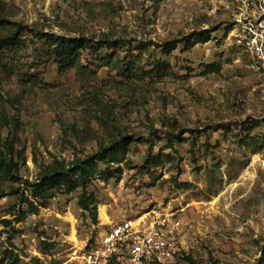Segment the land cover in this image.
I'll return each instance as SVG.
<instances>
[{
    "label": "rangeland",
    "instance_id": "1",
    "mask_svg": "<svg viewBox=\"0 0 264 264\" xmlns=\"http://www.w3.org/2000/svg\"><path fill=\"white\" fill-rule=\"evenodd\" d=\"M210 4L0 0V35L20 27L28 38L0 55V149L13 139L17 163L14 177L0 176V264H82L106 223L145 214L180 222L179 264H264V80L228 38L230 15ZM205 29L211 40L188 47ZM43 32L91 43L60 71ZM123 136L125 159L100 162L87 189L96 223L82 189L38 206L30 184L56 160Z\"/></svg>",
    "mask_w": 264,
    "mask_h": 264
},
{
    "label": "built area",
    "instance_id": "2",
    "mask_svg": "<svg viewBox=\"0 0 264 264\" xmlns=\"http://www.w3.org/2000/svg\"><path fill=\"white\" fill-rule=\"evenodd\" d=\"M213 13L230 15L228 38L250 59L264 80V0H211ZM103 236L82 256V264H179L176 234L180 222L158 214L106 223Z\"/></svg>",
    "mask_w": 264,
    "mask_h": 264
},
{
    "label": "trees",
    "instance_id": "3",
    "mask_svg": "<svg viewBox=\"0 0 264 264\" xmlns=\"http://www.w3.org/2000/svg\"><path fill=\"white\" fill-rule=\"evenodd\" d=\"M7 24H9V22L1 17L0 14V29L6 28ZM227 27L229 30L231 24H228ZM23 32V28L19 27L10 35H0V55L6 50L26 45L28 38L23 36ZM36 35L37 37L56 44L57 64L60 71H64L75 65L80 59L81 51L91 43V40L86 37L67 38L50 32H43ZM185 40L188 47H193L197 43H206L210 41L211 32L205 29L195 36H187ZM177 42V40H174L172 43L175 45ZM97 45L100 47H111L113 42L111 40H101L97 42ZM13 142V139L6 141L5 147L7 148V152L0 149V176L3 178L14 177L12 171L13 168L17 166V163L14 161L13 157H10V155L12 156L13 154ZM130 145V137L123 136L118 140H114L110 145L101 147L100 151L86 159L77 160L72 163L56 160V162L47 169L40 180L30 184L33 196L39 200L38 206L46 207L49 199L54 197L61 189H67L69 192L82 189L83 194L79 201L80 206L91 215L93 221L96 223L98 216V200L94 194H87L88 186L94 177L101 172L99 169L100 162L107 164L121 163L125 159ZM18 153L20 154V152ZM119 169L120 168H117V170ZM4 196L5 193L0 192V198ZM25 201L32 212L37 210L38 206L33 200L27 197ZM94 245L95 240L93 239L89 246L90 249Z\"/></svg>",
    "mask_w": 264,
    "mask_h": 264
},
{
    "label": "bare ground",
    "instance_id": "4",
    "mask_svg": "<svg viewBox=\"0 0 264 264\" xmlns=\"http://www.w3.org/2000/svg\"><path fill=\"white\" fill-rule=\"evenodd\" d=\"M106 219H108V217L106 216Z\"/></svg>",
    "mask_w": 264,
    "mask_h": 264
}]
</instances>
